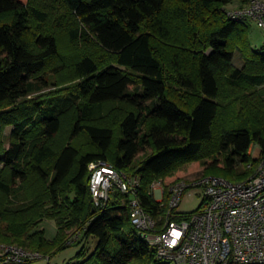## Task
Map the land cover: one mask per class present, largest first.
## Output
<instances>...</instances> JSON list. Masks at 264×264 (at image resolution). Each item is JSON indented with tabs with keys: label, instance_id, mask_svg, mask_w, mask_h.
Listing matches in <instances>:
<instances>
[{
	"label": "trees",
	"instance_id": "obj_1",
	"mask_svg": "<svg viewBox=\"0 0 264 264\" xmlns=\"http://www.w3.org/2000/svg\"><path fill=\"white\" fill-rule=\"evenodd\" d=\"M233 1L0 0V243L50 260L97 238L65 264H170L133 224L131 198L162 226L188 164L238 182L264 157V51ZM100 161L139 175L137 193L98 206Z\"/></svg>",
	"mask_w": 264,
	"mask_h": 264
},
{
	"label": "built area",
	"instance_id": "obj_2",
	"mask_svg": "<svg viewBox=\"0 0 264 264\" xmlns=\"http://www.w3.org/2000/svg\"><path fill=\"white\" fill-rule=\"evenodd\" d=\"M228 13L236 20H254L264 31V0H248ZM90 170L98 206L105 205L115 189L135 195L141 185L139 175H129L104 161L92 162ZM194 187L203 191L202 205L191 213L179 212L185 193ZM170 192L162 226L138 197L130 200L132 222L158 258L170 264H264V157L246 180L232 182L217 175L192 183L180 179ZM164 194L162 189L158 200L162 205ZM38 258L39 252L0 243V264H31Z\"/></svg>",
	"mask_w": 264,
	"mask_h": 264
},
{
	"label": "rangeland",
	"instance_id": "obj_3",
	"mask_svg": "<svg viewBox=\"0 0 264 264\" xmlns=\"http://www.w3.org/2000/svg\"><path fill=\"white\" fill-rule=\"evenodd\" d=\"M27 1V0H23ZM241 0H235L232 3L227 5L228 9H236L241 6ZM250 24V40L253 45V47L258 50V51H264V31L258 26V24L254 20L249 21ZM234 63L242 67L243 66V60L241 59V56L239 53H236ZM11 127L8 128V132H10ZM251 154L254 155L255 157L260 154V148L259 147H254L250 150ZM193 167V169H190ZM186 172L183 174L184 180L188 182H196V180L200 179L201 177L204 176H211L213 174H205L204 169L201 165L198 163L192 162L187 165ZM243 181V180H242ZM239 182V181H238ZM156 187L154 189V197L156 200H160L162 198V189H165L163 183L161 182H155ZM202 192V193H200ZM203 191L199 187H194L189 189L178 207V211L181 213H191L197 209L200 208L203 202ZM38 228H43L46 230V237L48 239H53L57 232H58V226L56 222L52 219L45 218L38 226ZM98 243L97 238H92L88 242H81L77 244H73L57 254H55L50 260L48 257H44L42 254H40V258H44L41 260V264H65L71 260L75 259L76 254L81 250L83 245H86L87 251L92 252L96 245ZM2 244H7V243H2ZM8 245V244H7ZM9 245H14V244H9ZM17 246V245H15ZM20 247V246H19Z\"/></svg>",
	"mask_w": 264,
	"mask_h": 264
},
{
	"label": "crops",
	"instance_id": "obj_4",
	"mask_svg": "<svg viewBox=\"0 0 264 264\" xmlns=\"http://www.w3.org/2000/svg\"><path fill=\"white\" fill-rule=\"evenodd\" d=\"M252 148H254V147H252ZM252 148H251V149H252ZM250 153H251V152H250ZM253 156H254V155H253ZM254 157H255V156H254Z\"/></svg>",
	"mask_w": 264,
	"mask_h": 264
}]
</instances>
